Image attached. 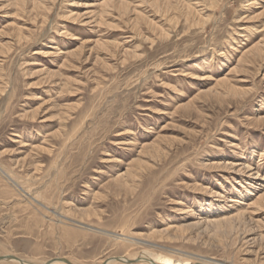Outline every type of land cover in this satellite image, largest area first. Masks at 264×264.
I'll list each match as a JSON object with an SVG mask.
<instances>
[{
    "label": "rangeland",
    "instance_id": "rangeland-1",
    "mask_svg": "<svg viewBox=\"0 0 264 264\" xmlns=\"http://www.w3.org/2000/svg\"><path fill=\"white\" fill-rule=\"evenodd\" d=\"M259 195L264 0H0V257L264 264Z\"/></svg>",
    "mask_w": 264,
    "mask_h": 264
},
{
    "label": "bare ground",
    "instance_id": "bare-ground-1",
    "mask_svg": "<svg viewBox=\"0 0 264 264\" xmlns=\"http://www.w3.org/2000/svg\"><path fill=\"white\" fill-rule=\"evenodd\" d=\"M156 2V1H155ZM184 21V20H183ZM254 52H255V50L254 51H250L249 53H247L248 55L247 56H252L253 54H254ZM259 52V51H258ZM256 53V52H255ZM134 144V143H133ZM34 147V146H33ZM138 150V149H137ZM136 159V158H135ZM209 164V163H208ZM229 166H232V167H234V168H236V170H237V172L238 173H242V172H244L246 169H245V167H243V165H241V164H238V165H229ZM242 166V167H241ZM248 168V167H247ZM250 169V168H249ZM4 171V170H3ZM252 170H248V172H251ZM6 172V171H5ZM252 173V172H251ZM7 174V173H6ZM250 175V174H249ZM9 176V175H8ZM9 177H11V176H9ZM8 177V178H9ZM249 177V176H248ZM257 179H258V176L256 177ZM6 179V178H5ZM7 180V179H6ZM8 181V180H7ZM15 181V180H14ZM16 183V182H15ZM39 187V186H38ZM22 188V187H21ZM22 191V190H21ZM29 196V195H28ZM260 196V195H259ZM34 198V197H33ZM224 198V197H223ZM260 198L262 199H260L262 202H264V195L262 196H260ZM34 202V201H33ZM234 202V201H233ZM236 202V201H235ZM234 202V203H235ZM237 203V202H236ZM258 204L260 203V201L259 202H257ZM46 206V205H45ZM59 212V211H58ZM239 218H241V217H239ZM243 219V218H242ZM227 220H228V218H227ZM70 221V220H69ZM221 221V220H220ZM71 222V221H70ZM222 223V222H221ZM66 224H68L67 222H66ZM186 227V226H185ZM189 227V226H188ZM192 227V226H191ZM88 228V227H87ZM154 234L156 235V233L154 232ZM120 235V234H119ZM208 235V234H207ZM115 237V236H114ZM122 240L123 241H127V242H129V244L130 243H132L133 245H136V244H144V243H142V242H140L141 241V239H138V237L136 238V237H124V238H122ZM121 240V241H122ZM146 241V240H145ZM120 242V241H119ZM154 255V254H153ZM1 257H7V256H1ZM13 257H15V256H13ZM169 257H170V255H169ZM169 257H164L161 261H160V259L158 258V257H154V256H152L150 253H148L147 251L146 252H142L141 253V255L138 257V258H136V259H134V260H129V261H138L137 263H150V264H194L193 262H191L190 263V261H187L186 259H185V261L183 260V261H181V259H180V261H173L171 258H169ZM15 258H17L18 260H12V261H14V262H18V263H20V264H32V263H30V262H28V261H26V260H23V259H21V258H18V257H15ZM62 259H66V258H61V257H58V258H56V259H53V260H51V261H48V262H51L50 264H66V263H63V262H60L59 260H62ZM115 259H120V261L122 260V262H120V261H115ZM20 260V261H19ZM67 260V259H66ZM128 259L125 257V256H118V257H110V258H108V259H105V261H103V263L102 264H112V263H117V262H119V263H122V264H126V263H124L123 261H127ZM21 261L23 262V263H21ZM69 261V260H68ZM71 264H73L71 261H69ZM45 263V262H44ZM47 263V262H46ZM45 263V264H46ZM204 264H212V263H204Z\"/></svg>",
    "mask_w": 264,
    "mask_h": 264
},
{
    "label": "water",
    "instance_id": "water-1",
    "mask_svg": "<svg viewBox=\"0 0 264 264\" xmlns=\"http://www.w3.org/2000/svg\"><path fill=\"white\" fill-rule=\"evenodd\" d=\"M12 260H18L17 258H15V257H13V256H7V257H0V262L1 261H12ZM20 261V260H19ZM60 262H63V263H66V264H71L68 260H66V259H62V260H59ZM115 261H120V259H115ZM120 262H122V260L120 261ZM124 263H126V264H136L138 261H129V260H127V261H123ZM21 263H23L22 261H21ZM51 262H47L46 264H50Z\"/></svg>",
    "mask_w": 264,
    "mask_h": 264
}]
</instances>
